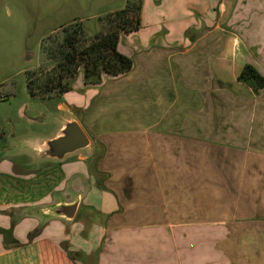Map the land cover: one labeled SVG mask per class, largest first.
I'll return each mask as SVG.
<instances>
[{
	"label": "crops",
	"instance_id": "1",
	"mask_svg": "<svg viewBox=\"0 0 264 264\" xmlns=\"http://www.w3.org/2000/svg\"><path fill=\"white\" fill-rule=\"evenodd\" d=\"M147 4L133 70L60 97L92 153L0 155V264H264V89L238 80L264 77V0Z\"/></svg>",
	"mask_w": 264,
	"mask_h": 264
},
{
	"label": "rangeland",
	"instance_id": "2",
	"mask_svg": "<svg viewBox=\"0 0 264 264\" xmlns=\"http://www.w3.org/2000/svg\"><path fill=\"white\" fill-rule=\"evenodd\" d=\"M138 2L0 0V155L18 163L17 170L27 171L22 167L29 162L26 155L16 153L15 146L18 147L28 137L52 135L62 116L59 109L61 95L55 91L50 97L32 99L28 93L27 77L39 85L48 79L56 83L65 78L73 83L74 90H81L79 81H84V65L75 67V61L71 74L62 71V65L66 63H61L62 52L67 50L63 45L66 36L75 30L80 32L77 34L78 48L89 50L95 36L108 26L110 14L124 9L129 3ZM170 4L171 0H148L147 8L151 11L147 21L157 18L152 8ZM162 18L163 14L159 16ZM124 45L123 39L121 46ZM108 77L110 75L104 76L102 82ZM77 116L81 117V113ZM21 151H24V146Z\"/></svg>",
	"mask_w": 264,
	"mask_h": 264
},
{
	"label": "trees",
	"instance_id": "3",
	"mask_svg": "<svg viewBox=\"0 0 264 264\" xmlns=\"http://www.w3.org/2000/svg\"><path fill=\"white\" fill-rule=\"evenodd\" d=\"M141 13L142 2L139 0L138 4L129 3L124 9L110 14L108 26L95 36L91 47L86 51L78 48L77 34L80 32L75 30L67 35L63 42L67 50L61 56V63L66 62L62 65V71L71 74L75 61V67L83 64L84 83L90 86L101 84L106 75L121 76L131 72L134 62L119 51V39L123 33L135 32L141 28ZM238 80L257 90L264 89V77L250 65L243 68ZM27 88L32 99L50 97L55 91L60 95L74 91L73 83L65 78H60L56 83L48 79L39 85L27 77Z\"/></svg>",
	"mask_w": 264,
	"mask_h": 264
},
{
	"label": "water",
	"instance_id": "4",
	"mask_svg": "<svg viewBox=\"0 0 264 264\" xmlns=\"http://www.w3.org/2000/svg\"><path fill=\"white\" fill-rule=\"evenodd\" d=\"M58 129L46 137L25 138L15 151L30 153L37 163L43 161H64L69 156L79 152L91 154L93 143L82 125L74 117L62 113L59 118ZM82 196L78 195L72 202H63L46 207L44 216L47 218H59L66 222H72L79 210Z\"/></svg>",
	"mask_w": 264,
	"mask_h": 264
}]
</instances>
